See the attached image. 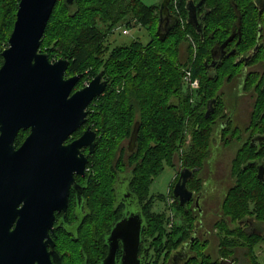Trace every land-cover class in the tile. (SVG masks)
<instances>
[{
  "label": "trees",
  "instance_id": "1",
  "mask_svg": "<svg viewBox=\"0 0 264 264\" xmlns=\"http://www.w3.org/2000/svg\"><path fill=\"white\" fill-rule=\"evenodd\" d=\"M190 1L202 2L203 37L186 22V6ZM18 3L19 0H0V52L7 47ZM168 7L177 19V26L165 41L161 42L157 36L146 45L132 40L103 57L104 43L120 26L129 27L132 22L142 28L150 26L152 7L145 6L141 0H76L75 6L69 8L63 0H58L39 51L46 53L51 62L60 58L67 60L66 78L75 75L94 78L103 72L107 88L88 107L97 130L92 165L97 164L94 160L97 152L105 150L110 157L106 163L110 161L111 171L115 162L112 158L118 154L120 162L125 153L121 145L129 139L136 123L139 125L136 148L129 154L135 184L141 171L153 168L156 177L163 165L196 170L198 174L211 158L213 148H234L230 163L234 183L225 191L220 217L214 225L218 259L204 253L202 242L193 239L190 251L193 253L196 246L199 250L185 264H221L235 259L236 252L240 251L243 263L259 264L255 250L264 246V232L247 235L244 230L250 220L264 226V183L257 179V166L249 165L264 161V138L259 146L256 143L250 146L254 136H264V50L258 47L246 64L244 60H237L255 49L256 46L250 50L256 36L264 35V7L259 11L255 0H170ZM232 34L240 36L237 58L212 56L213 48ZM47 40L51 44L44 52ZM183 40L191 47L196 45L197 52L192 58L188 50L182 63L178 46ZM212 60L216 61L213 68L210 67ZM243 64L245 69L241 72ZM255 64L261 71L245 75ZM187 68L191 69L192 79L198 78L199 92H189L184 86ZM198 73L201 78L196 76ZM222 84H236L234 96L226 102V95L220 91ZM246 93L254 97L250 123L247 127H237L233 124L234 105L229 107L228 102L238 100V103ZM212 100H215L214 112L205 119L206 105ZM25 135L20 132L15 144L20 145ZM187 188L200 192L202 181L192 179ZM145 204V212L150 211V205ZM174 206L179 223L171 231V240L166 238L170 240L167 241L170 251L188 241L197 225L191 211L185 213L176 201ZM165 220L164 214H153V232L159 233L156 241L161 243L165 237Z\"/></svg>",
  "mask_w": 264,
  "mask_h": 264
},
{
  "label": "water",
  "instance_id": "2",
  "mask_svg": "<svg viewBox=\"0 0 264 264\" xmlns=\"http://www.w3.org/2000/svg\"><path fill=\"white\" fill-rule=\"evenodd\" d=\"M57 1L19 0L7 47L0 52L3 60L0 67V264L40 262L45 246L50 243L53 212H65L73 175H82L87 163L81 149L88 148L89 155H93L97 144V134L90 128L65 144L84 125L86 109L104 94L107 81L100 72L73 93L81 76L66 78L69 62L61 58L51 62L46 53L39 51ZM63 3L73 8L76 0H63ZM169 3L170 0H163L159 6L156 36L161 42L177 26ZM201 5L202 2L187 3L186 22L202 37L203 25L198 15ZM255 5L261 11L264 0H255ZM233 38L231 35L221 44L223 54ZM256 51L257 46L237 62L244 60L246 64ZM215 63L212 60L210 67ZM214 104L215 100L208 102L205 119L213 112ZM138 130L136 123L127 142L128 153L136 148ZM20 131H29V134L16 148L14 141ZM191 175L188 169H183L173 190L181 207L192 198L186 188ZM257 179L264 183V165H257ZM125 224L126 221H121L112 229L107 260L113 259L116 240L123 239L121 264H132L140 244L142 223L138 219L134 231H128L124 237Z\"/></svg>",
  "mask_w": 264,
  "mask_h": 264
},
{
  "label": "flooded vegetation",
  "instance_id": "3",
  "mask_svg": "<svg viewBox=\"0 0 264 264\" xmlns=\"http://www.w3.org/2000/svg\"><path fill=\"white\" fill-rule=\"evenodd\" d=\"M200 11V18H203L205 12H203L204 10ZM230 36H228L227 38H229ZM238 36L239 35H234L231 43H229L225 47V49L223 50L225 54H223L222 50L220 49L221 45H216L212 50V56H225L229 55L230 52H233V55L231 56L237 58L238 44L240 43V36ZM258 37L259 36H256V42L250 50H252L255 46H257V49L259 47V50H264V35L261 34L260 38ZM243 69H245V64L241 65V72L243 71ZM260 71V69L251 67L246 70L245 75L248 72ZM77 86L78 84L76 85L73 93L80 89L77 88ZM237 101L235 100L233 102L234 111L236 113H232V115L233 118L237 117V120L239 121L240 114H238L236 110L238 105ZM214 106L215 104L213 105V112ZM86 113L87 116L84 125H82L75 133H73L65 142V144H69L79 138L88 128L94 131V125L92 120L90 119L88 108L86 109ZM237 120L233 119V124L237 127H240L241 125ZM249 123L250 118L248 124L245 125V127H247ZM20 132L26 133L21 142L22 144L28 136L29 131ZM263 138L264 136L262 135L254 136L250 140V146L252 147L255 143L257 146H259V144L263 141ZM21 144H15L16 148H19ZM220 151V147H218L217 149L213 148L211 158L206 162V164H204V167L200 172H198V174L196 170L188 169L192 173V175L186 183V188L187 184H189L192 179H197L202 181V191L195 192L190 191L187 188V190L192 193V198L187 203H185L184 207H181L179 204V199L173 196V190L178 182L181 171L186 168H176V175L169 189L170 192L168 191L167 199L171 202V206H173L174 201H176L178 206L185 213H187L188 210L191 211L196 217L197 225L193 230V235L188 239V241L183 242L177 249H172V251H170V264H184L186 260L193 257L192 252L190 251L191 244L189 243V240H191V238L200 240L204 248H206L210 237H216L217 229H215L214 225L217 222V219L220 217L222 200L224 198L225 191L234 183V179L231 176L230 169L226 181L224 179L217 178V173L215 172V168L212 165L215 164V162L213 161L217 159ZM81 153L87 160V163L85 164L83 169V174L73 175V182L69 186L66 210L65 212H53L54 218L52 227L49 231L50 243L45 246V252L41 257L40 262H35L34 264H46V262L49 264H121V259L124 251L123 239L116 240V243H114L115 247L113 251V259L107 260L110 251V244L112 243L109 240L111 231L119 222L126 221V224L123 227V236L125 237L128 231H134L138 223V219L142 223L140 244L136 254V259L132 264H151L152 252L155 254V250H157L156 254L160 256V251L162 250V248H166L167 246L165 244H158V246L154 242V240L148 236L149 227L151 224V222L148 221V216H150L151 213H148L150 211L145 212L147 205L145 204V202H143L142 196L136 190L135 181L131 176V172L133 171V160L129 154L132 153H128L126 162L124 161L125 153H123L120 158V162L116 160L113 169L110 171L111 178H113L112 185L109 189L111 195V213L109 214V216H105V218L100 217V215L97 214L92 199L94 177L92 176L93 172L91 170V158L93 155H89L88 148L81 149ZM119 157L120 155L118 156V159ZM255 164L264 165V161ZM120 170H123V172L125 173L120 172V174ZM14 227L15 224L13 225V228ZM244 231L247 235H251L253 233L262 234L264 232V226L261 223H256L250 220L247 221V227ZM62 235L70 240L68 246L61 247L59 239ZM169 237H171V234L169 235ZM43 242L46 243V239H44ZM45 254L47 256H45ZM237 254H240L243 260V252H236V255ZM257 256L258 259H264V249L257 252Z\"/></svg>",
  "mask_w": 264,
  "mask_h": 264
},
{
  "label": "rangeland",
  "instance_id": "4",
  "mask_svg": "<svg viewBox=\"0 0 264 264\" xmlns=\"http://www.w3.org/2000/svg\"><path fill=\"white\" fill-rule=\"evenodd\" d=\"M141 1L145 6L152 7L153 21L150 23V26H148V28H142V27L137 26L135 24L136 22L135 23L132 22V24L129 27L120 26L114 31V33H112V36L107 38V41L104 43L105 50H104L103 57H108V55L110 54L113 48L115 47L117 48L124 44L125 45L129 44L132 40L133 41L138 40L139 43L143 45H146L149 42H153L156 36L157 28H158L159 6L163 0H141ZM124 31H126L127 33L123 34ZM50 44L51 42L47 40L43 48L44 52L47 48H49ZM178 49H179V55H180V59L182 63L187 58L186 53L188 50H191L192 55H193L192 58L193 57L195 58L196 56L197 46L192 45L191 47V45H189L185 40H183L182 43L178 46ZM256 67H258V64H255L253 68H256ZM239 71H240V68H239ZM84 76L86 75L82 76L81 81L78 84L77 88L84 87L93 79L90 76H86V77ZM196 76L201 78V74L199 73ZM196 80L199 81L198 78H196ZM235 86L236 84L234 86L225 85V84L221 85L220 91L222 94H224V96L226 95V97L224 98L225 102L228 98H231L234 96L235 91H236ZM199 90L200 88L198 89L197 92H199ZM253 101H254V97H252L251 93H246L243 97L239 99L236 110H237V113L240 114V117H239L240 119L239 121L237 120V117L233 119L237 120L241 126H245L249 122ZM228 106L233 107V103L228 102ZM233 113L235 114L236 112L233 111ZM91 115H90V119L93 120ZM93 129L97 133V130L94 128V126H93ZM121 146H123L125 149L124 161L126 162V158L128 155V152L126 150V147H127L126 142H123V145ZM103 147L105 149L106 144H104ZM220 150L221 151L217 159L213 161L215 162V164H213L212 166L215 168V172L217 173V178L218 179L221 178L226 181L228 178V174H229L230 161L232 160L234 156L233 151L235 149L220 147ZM101 151L97 152V155L95 156V159H94L97 164L92 165V168H91L93 172L92 176L94 177V188H93L92 199H93L94 207H95L97 214H99L100 217L105 218V216H109V214L111 213V195H110L109 189H110V186L112 185L113 178H111V175H110L111 173L109 169L111 163L110 161L108 165L106 163L109 157V154L107 156L108 151L107 153L105 152V150H101ZM114 159L116 162V160L118 159V154H116L115 157L112 158V161ZM115 162L113 163V165L115 164ZM106 167H108V169ZM120 172H123V170L122 171L120 170L119 173ZM175 175H176V168H171L166 165L162 166V171L156 177L155 175H153V168L152 170L149 168V170L146 169L139 173V179L135 184L136 190L143 198V202L149 204L148 201L149 200L152 201V203L149 204L150 206H148L150 209L149 213H151L150 216H148V221L151 222L150 227H149L148 236L152 238L157 245L165 244L167 246V247L165 246L166 248H162V250L160 251L161 252L160 256L156 254L157 250H155V254L152 252L151 264H170V260H169L170 246L168 245V242L166 241L169 235L171 234V231L174 229L175 226L178 225L179 215L176 218V215H177L176 210H175L176 208L174 204L173 206H171V202L167 199V194L173 183ZM153 199H154V202H153ZM153 214H157V215L164 214L166 218L165 226H164L165 227L164 229L165 237H162V243L160 241H156L157 238L159 237V233H157V231L155 230L153 232ZM210 240L208 241L206 248H205L206 253L209 256H211L212 259H216V258L218 259L215 237L211 236ZM59 241H60L61 247L68 246L70 242V240L66 238L64 235L60 237ZM261 247L259 246L258 247L259 249L257 248L255 251L259 252L263 250L264 247L263 248ZM198 250H199V247L196 246L193 252L194 254L193 253L192 254L195 255V252H197ZM205 250H204V253H205ZM235 256L237 257V260H235L236 264H246L245 262L243 263V260L240 254L239 255L235 254ZM235 256L234 258H236ZM228 262L229 261H227V264H232V262H229V263ZM258 262L259 264H264V259L260 258Z\"/></svg>",
  "mask_w": 264,
  "mask_h": 264
},
{
  "label": "built area",
  "instance_id": "5",
  "mask_svg": "<svg viewBox=\"0 0 264 264\" xmlns=\"http://www.w3.org/2000/svg\"><path fill=\"white\" fill-rule=\"evenodd\" d=\"M126 33H127L126 31L123 32V34H126ZM183 80H184V86L189 90V92H194V91L198 90L199 82L196 79L191 78V69L190 68H187L185 70Z\"/></svg>",
  "mask_w": 264,
  "mask_h": 264
},
{
  "label": "crops",
  "instance_id": "6",
  "mask_svg": "<svg viewBox=\"0 0 264 264\" xmlns=\"http://www.w3.org/2000/svg\"><path fill=\"white\" fill-rule=\"evenodd\" d=\"M235 260H237V258H235V259H233V260L230 259L229 262H232V264H236V263H235V262H236ZM259 260H260V258H259ZM229 262H228V263H229ZM221 264H227V261H226V262H221Z\"/></svg>",
  "mask_w": 264,
  "mask_h": 264
}]
</instances>
